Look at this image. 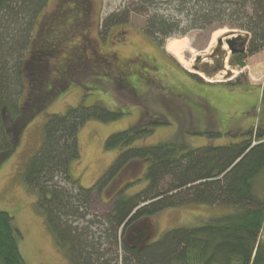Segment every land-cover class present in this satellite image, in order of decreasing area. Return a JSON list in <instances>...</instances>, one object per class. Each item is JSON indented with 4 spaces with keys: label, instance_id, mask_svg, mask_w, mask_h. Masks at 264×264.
<instances>
[{
    "label": "trees",
    "instance_id": "1",
    "mask_svg": "<svg viewBox=\"0 0 264 264\" xmlns=\"http://www.w3.org/2000/svg\"><path fill=\"white\" fill-rule=\"evenodd\" d=\"M136 1L141 10L177 2L182 16L151 12L145 19L143 32L159 46L169 37L227 26L247 36L244 50L231 53L230 66L243 68L248 56L264 50V0ZM47 2L0 0V158L13 148L19 128L60 91L42 81L46 78L45 55L55 50L46 34L49 28L39 37L33 33ZM127 13L106 16L101 30L127 23ZM120 116L122 112L99 104H80L65 114L51 115L40 150L25 165L23 178L37 192V210L68 264H264L260 237L264 232V180L258 186L264 174V119L243 139L230 144L191 147L175 135L155 144L135 145L159 124L148 119L106 138V149H118V153L92 186L77 183L69 190L54 185L53 176L58 173L71 183L77 181L68 166L79 158L77 134L83 124L90 119L116 121ZM7 118L14 121V127L6 123ZM134 160L146 161L141 176L116 191L103 217L90 214L94 195L101 194ZM188 203L226 204L233 211L195 218L142 244L125 238L126 230L140 219ZM20 237L13 217L0 209V264H27L18 247Z\"/></svg>",
    "mask_w": 264,
    "mask_h": 264
},
{
    "label": "rangeland",
    "instance_id": "2",
    "mask_svg": "<svg viewBox=\"0 0 264 264\" xmlns=\"http://www.w3.org/2000/svg\"><path fill=\"white\" fill-rule=\"evenodd\" d=\"M176 6L177 2L171 1L141 10L136 0H48L40 12L33 33L39 37L48 27L46 34L55 48L45 55L46 78L42 81L52 84L53 91H60L17 130L13 148L0 158V209L13 217L21 233L18 247L27 264H68L37 210V192L23 178L27 160L42 146L44 126L51 115L65 114L80 104H99L122 112L116 121L90 119L79 129V158L68 166L76 183L62 173L52 180L54 185L69 190L77 183L84 188L92 186L113 161L118 149L105 147L111 133L148 119L159 124L135 145L155 144L175 135L191 147L224 145L240 141L255 126L262 125L258 121L264 119V50L248 56L243 68L230 66L231 52L225 40L236 38L240 48L247 36L240 29L227 26L169 37L159 46L143 32L145 19L151 12L182 16ZM127 11V23L101 30L106 16ZM172 41L180 43L183 61L166 49ZM218 65L220 69L215 68ZM184 70L211 84L199 82ZM229 81L237 84L226 83ZM10 122L14 127V121L7 118L6 123ZM145 165L144 160L130 162L101 194L94 195L90 214L103 217L109 212L116 191L140 177ZM263 180L264 174L258 178L259 187ZM232 211L233 206L226 204L170 207L131 225L125 238L142 244L195 218ZM260 237L264 242V232Z\"/></svg>",
    "mask_w": 264,
    "mask_h": 264
},
{
    "label": "bare ground",
    "instance_id": "3",
    "mask_svg": "<svg viewBox=\"0 0 264 264\" xmlns=\"http://www.w3.org/2000/svg\"><path fill=\"white\" fill-rule=\"evenodd\" d=\"M179 44L176 43V42H173V41L172 42H168L167 45H166V49L170 53H172L173 55H175L177 58L181 59V55H180L181 52L180 51L182 50V48H181V46Z\"/></svg>",
    "mask_w": 264,
    "mask_h": 264
},
{
    "label": "water",
    "instance_id": "4",
    "mask_svg": "<svg viewBox=\"0 0 264 264\" xmlns=\"http://www.w3.org/2000/svg\"><path fill=\"white\" fill-rule=\"evenodd\" d=\"M219 43L222 42V39H219L218 41ZM236 42H237V39L236 38H228L225 40V43L227 44L229 50L231 53H235V52H238V51H243V47H240V48H237L236 47Z\"/></svg>",
    "mask_w": 264,
    "mask_h": 264
},
{
    "label": "crops",
    "instance_id": "5",
    "mask_svg": "<svg viewBox=\"0 0 264 264\" xmlns=\"http://www.w3.org/2000/svg\"><path fill=\"white\" fill-rule=\"evenodd\" d=\"M218 83H224V82H218ZM218 83H212V84H218ZM227 83V82H226Z\"/></svg>",
    "mask_w": 264,
    "mask_h": 264
},
{
    "label": "flooded vegetation",
    "instance_id": "6",
    "mask_svg": "<svg viewBox=\"0 0 264 264\" xmlns=\"http://www.w3.org/2000/svg\"><path fill=\"white\" fill-rule=\"evenodd\" d=\"M237 47V46H236Z\"/></svg>",
    "mask_w": 264,
    "mask_h": 264
}]
</instances>
